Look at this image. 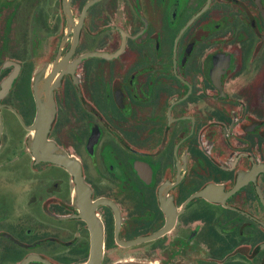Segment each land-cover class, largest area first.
<instances>
[{
	"label": "flooded vegetation",
	"instance_id": "1",
	"mask_svg": "<svg viewBox=\"0 0 264 264\" xmlns=\"http://www.w3.org/2000/svg\"><path fill=\"white\" fill-rule=\"evenodd\" d=\"M39 2L6 9L0 264L90 257L75 178L28 144L57 60L48 139L80 165L101 264H264V0H69L70 21Z\"/></svg>",
	"mask_w": 264,
	"mask_h": 264
},
{
	"label": "water",
	"instance_id": "2",
	"mask_svg": "<svg viewBox=\"0 0 264 264\" xmlns=\"http://www.w3.org/2000/svg\"><path fill=\"white\" fill-rule=\"evenodd\" d=\"M69 0H64V11L68 20H71V10L68 6ZM18 68L17 63L8 61L6 67ZM63 64L57 60L49 72L48 67H42L34 80V96L36 100L37 113L33 125L28 128L29 147L37 161L50 162L67 169L75 178L76 183V204L90 227L92 244L89 260L85 264H101L103 257V230L95 215L94 204L92 203L89 188L84 183L79 163L67 153L60 150L54 143L49 141L48 134L51 130L55 114V102L53 97L54 89L60 83L58 72ZM16 74H12L0 84V101L11 89ZM1 110V105H0ZM2 133V116L0 111V136ZM115 264H150L138 261L118 262Z\"/></svg>",
	"mask_w": 264,
	"mask_h": 264
},
{
	"label": "rangeland",
	"instance_id": "3",
	"mask_svg": "<svg viewBox=\"0 0 264 264\" xmlns=\"http://www.w3.org/2000/svg\"><path fill=\"white\" fill-rule=\"evenodd\" d=\"M9 0H0V66L3 64V61L5 59V54L3 53V48H4V45H5V38H6V35H7V31L5 30V16L7 14V10L9 7L13 10V9H16L17 10V7L19 5L18 2H20L21 0H16L14 3H8ZM29 2H33V1H46V0H28ZM39 2V3H40ZM5 8V9H4ZM16 10H13V12L15 13ZM29 11V10H28ZM18 15V10L16 12ZM37 14V10L35 9H31L30 8V12H29V15H36ZM33 27V26H32ZM35 27V26H34ZM19 27H15V32H13V34L15 33L14 36H12V38L14 39V41H16V39H19V30H18ZM38 28V27H37ZM35 28V29H37ZM38 30V29H37ZM13 41V40H12Z\"/></svg>",
	"mask_w": 264,
	"mask_h": 264
}]
</instances>
